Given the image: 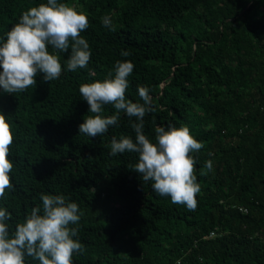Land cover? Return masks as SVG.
<instances>
[{
    "label": "trees",
    "instance_id": "obj_1",
    "mask_svg": "<svg viewBox=\"0 0 264 264\" xmlns=\"http://www.w3.org/2000/svg\"><path fill=\"white\" fill-rule=\"evenodd\" d=\"M45 0H0V37L22 11ZM83 11L84 69L54 81L35 77L20 93L0 91L10 122L11 188L0 205L10 227L41 193L63 194L82 212L84 247L73 264H264V0H64ZM109 15L114 30L100 18ZM126 50L129 55L121 56ZM130 61L126 98L149 88L153 125H186L203 147L193 156L200 192L194 210L158 196L131 169L136 154L110 156L112 136H133L128 117L88 138L78 133L87 104L78 85ZM91 73V74H90ZM114 109L105 105L102 114ZM134 119V118H133ZM212 161V171L204 168ZM203 173V174H201ZM26 264H37L26 257Z\"/></svg>",
    "mask_w": 264,
    "mask_h": 264
},
{
    "label": "clouds",
    "instance_id": "obj_2",
    "mask_svg": "<svg viewBox=\"0 0 264 264\" xmlns=\"http://www.w3.org/2000/svg\"><path fill=\"white\" fill-rule=\"evenodd\" d=\"M100 22L109 31L114 30L109 15L102 16ZM88 23L83 11L64 0H45L22 11L18 21L0 37V91L23 92L36 84L37 75L43 81L56 80L62 71L61 53H68L63 61L64 69H84L91 52L81 32ZM120 55L126 57L129 53L121 50ZM133 67L128 60H116L103 79L78 85L87 113H91L84 115L83 122L78 124V133L88 138L101 136L109 128L119 127L121 114L128 117L134 137L112 136L108 154L135 153L136 162L131 169L141 182H150L155 194L167 196L173 204L194 210L200 184L193 171L196 163L193 153L203 144L186 125L154 124L153 138L145 135L144 117L153 111L152 97L148 87L138 85L139 100L126 98L128 76ZM105 105H111L112 114H102ZM12 139L10 122L0 112V198L11 188L9 174L13 163L9 158V145ZM204 168L212 171V161H205ZM39 200L40 203L31 207L23 220L12 227L9 224L11 213L0 205V264H26V257L37 264H73V255L84 251L78 237L82 215L78 204L63 194L41 193Z\"/></svg>",
    "mask_w": 264,
    "mask_h": 264
}]
</instances>
